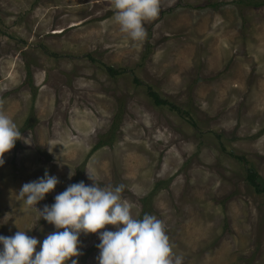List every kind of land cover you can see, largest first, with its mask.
<instances>
[{
    "label": "rangeland",
    "instance_id": "obj_1",
    "mask_svg": "<svg viewBox=\"0 0 264 264\" xmlns=\"http://www.w3.org/2000/svg\"><path fill=\"white\" fill-rule=\"evenodd\" d=\"M115 11L0 0V111L22 134L0 166V234L39 250L57 229L37 209L88 171L161 219L182 264H264V192L246 177L264 181V0H160L136 42ZM45 170L59 183L36 209L16 194ZM79 239L70 259L97 264V234Z\"/></svg>",
    "mask_w": 264,
    "mask_h": 264
},
{
    "label": "clouds",
    "instance_id": "obj_2",
    "mask_svg": "<svg viewBox=\"0 0 264 264\" xmlns=\"http://www.w3.org/2000/svg\"><path fill=\"white\" fill-rule=\"evenodd\" d=\"M114 20L131 41H143L147 35L144 22L158 16L160 0H112ZM21 131L14 120L0 111V166L4 154L13 148ZM92 181L74 182L55 194L54 202L37 209V202L59 183L58 177L49 175L25 182L18 193L24 204L35 207L55 231L39 241L25 230L10 236L0 234V264H78L81 254V233H96L99 250L97 264H182V257L173 251L164 222L154 214L144 213L138 218L132 205L123 199L125 185L101 186L96 177L86 171ZM106 224L115 230L105 228ZM62 229V230H59ZM103 229L102 231H99Z\"/></svg>",
    "mask_w": 264,
    "mask_h": 264
},
{
    "label": "trees",
    "instance_id": "obj_3",
    "mask_svg": "<svg viewBox=\"0 0 264 264\" xmlns=\"http://www.w3.org/2000/svg\"><path fill=\"white\" fill-rule=\"evenodd\" d=\"M115 71H116L115 69H112L111 67H109V72L111 74H113V73L115 74ZM149 95L153 98V100L156 104L166 103V101L164 99L159 98L155 92L150 91ZM115 118H116V116H115ZM115 128H116V126L111 130L112 133H114ZM104 137L102 136L98 140V142L96 144H94L93 149H96V148L103 146V145H106V144H110L112 142V138H104ZM246 177H247V180L249 181V183L251 185H253L256 190H258L259 192H264V181L259 182L257 180V173L256 172H254L252 169H249L247 171ZM142 201H145V199L143 198Z\"/></svg>",
    "mask_w": 264,
    "mask_h": 264
}]
</instances>
